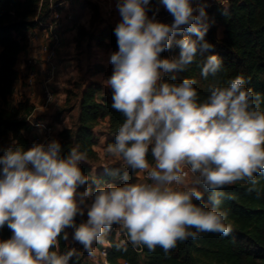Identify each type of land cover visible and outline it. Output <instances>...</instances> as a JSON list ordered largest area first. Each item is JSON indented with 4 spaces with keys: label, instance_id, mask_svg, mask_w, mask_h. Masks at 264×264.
<instances>
[{
    "label": "clouds",
    "instance_id": "1",
    "mask_svg": "<svg viewBox=\"0 0 264 264\" xmlns=\"http://www.w3.org/2000/svg\"><path fill=\"white\" fill-rule=\"evenodd\" d=\"M156 3V12L163 6L172 23L148 15L152 0H117L118 51L103 81L111 90V107L124 117L106 152L146 180L129 182L127 171L106 168L125 182L100 185L80 167L86 153L77 145L62 155L57 139L27 149L0 145V229L11 233L0 239V264H69L76 250L59 251L68 229L72 241L94 256V245L105 244L113 226L127 237L115 244L117 250L129 244L149 252L159 247L168 256L200 234H231L221 205L233 197L224 188L242 182L249 192L258 191L264 175V96L247 87L242 75L211 85L204 100L195 79L166 80L167 73L186 71L214 45L205 39L207 0ZM185 31L191 35L183 36ZM174 44L179 58H162ZM222 66L219 56L207 55L201 76H215Z\"/></svg>",
    "mask_w": 264,
    "mask_h": 264
},
{
    "label": "trees",
    "instance_id": "2",
    "mask_svg": "<svg viewBox=\"0 0 264 264\" xmlns=\"http://www.w3.org/2000/svg\"><path fill=\"white\" fill-rule=\"evenodd\" d=\"M157 6L156 0H152V7ZM225 8L227 14L222 15ZM161 9L159 6V11ZM205 10L210 25L205 39L214 45L213 50L205 53L204 57L198 55L186 71L167 73L165 79L175 83L184 78L195 79L197 84L194 87L199 100H204L211 85L227 84L237 75H242L249 81L247 87L264 96V0H228L225 5L213 4ZM49 17L47 0H0V145L23 149L30 147L28 136L33 128L27 120L33 116L34 107L27 100L16 101L13 97V86L18 79L15 64L20 53L27 48L26 32L36 28L38 23L46 22ZM219 28L222 29L220 36L217 32ZM182 35L191 34L185 31ZM191 38L195 39V36ZM94 39L96 46L118 51L116 36L110 28L102 29ZM179 54L180 48L174 44L161 56L171 59L179 58ZM212 54L222 59L223 66L215 76L204 78L201 76L202 62ZM107 95L97 82L90 81L85 85L78 102L76 123L72 128L58 132L54 138L61 143L62 155H67L78 145L88 159L97 158L93 151V129L105 118H108L109 132L106 147L114 143L124 117L111 107V90ZM261 107L264 109V104ZM148 160L150 164L154 163L150 154ZM80 167L85 174L91 165L82 164ZM106 168L111 170L116 166L108 165L102 173L95 174L94 178L100 185L116 178L109 175ZM120 170L127 171L128 181L134 182L135 172L124 168ZM258 180V191L249 192L250 185L242 182L223 189L233 197L224 200L221 205V209L228 212L226 222L232 224L230 235L203 233L198 239L179 243L165 256L159 247L155 252H149L146 248H134L129 244L126 251L117 250L115 244L121 241L112 233L106 236L109 246L105 261L107 264H264V175ZM207 195L205 193V200ZM76 220L77 223L82 221L79 218ZM10 235L7 227L0 229V239H7ZM74 246L79 249L69 264H81L87 255L81 245L75 242L67 244L61 238L59 251L63 254Z\"/></svg>",
    "mask_w": 264,
    "mask_h": 264
},
{
    "label": "crops",
    "instance_id": "3",
    "mask_svg": "<svg viewBox=\"0 0 264 264\" xmlns=\"http://www.w3.org/2000/svg\"><path fill=\"white\" fill-rule=\"evenodd\" d=\"M87 1L91 4L87 5L82 0H74L63 8L64 14L72 13L71 10L75 9L74 14L80 19H75V23L62 21L60 29L61 46L57 51L62 63L52 81L55 98L48 109L44 110L41 108L42 98L38 87V81L44 68V55L39 53V46L46 35L44 29L36 27L26 32L28 39L27 48L20 53L15 64L18 79L12 91L14 99L16 101L27 100L34 107L32 116L35 118L34 122L52 124L56 134L63 129L72 128L76 123L79 113L78 102L80 94L87 83L90 81L97 82L106 95L110 92V89L104 85L103 81L112 74L113 66L110 63V56L113 51L111 48L96 46L94 38L104 28H110L114 31L112 24L121 20L117 8V0ZM161 7L164 9L163 6ZM110 11H113L111 16ZM155 18L156 20L161 19L160 16ZM221 31V28L217 30L218 36L221 35ZM29 58L35 59V65L30 69L25 64ZM95 61L102 65L104 76L100 77L96 74L89 77V75H85L87 69L91 68ZM30 72H33V77L30 76ZM32 128L28 136L30 141L34 137L42 136L40 127L35 126ZM108 133V118L100 121L93 129V138L95 140L93 151L98 161L85 173L90 177L94 178L96 173H102L103 168L108 165H115V161H120L124 166L123 161L118 158L113 157L115 161H111L112 156L106 152ZM124 169L127 168L124 166ZM103 245L105 246L106 243ZM88 262L99 264L101 260H99V255L96 258L87 254L81 264Z\"/></svg>",
    "mask_w": 264,
    "mask_h": 264
},
{
    "label": "built area",
    "instance_id": "4",
    "mask_svg": "<svg viewBox=\"0 0 264 264\" xmlns=\"http://www.w3.org/2000/svg\"><path fill=\"white\" fill-rule=\"evenodd\" d=\"M49 3L50 8V17L46 22L38 23L39 28H42L45 30V38L43 42L39 46V53L41 55H44V68L41 74V77L38 81V87L41 93V108L46 110L50 107L52 102L55 98V93L52 89V81L55 77V74L57 73V70L60 68L62 61L59 59L57 55V51L59 47L61 46V24L62 21H67L70 23L74 22V16L72 13H63V8L67 5H69L68 0H47ZM228 0H207V7L212 6L213 4H220L225 5ZM206 7V8H207ZM167 23L170 24L173 21V17L167 12L166 15ZM180 36L177 37L179 39ZM27 68H32L35 65V59L29 58L25 62ZM30 76L33 77V72H30ZM28 124L32 127L38 126L42 130V136L41 137H34L30 141V147L33 145V143H39V142H45L51 139L55 138V131L54 127L50 123H42V122H34L33 117L29 118L27 120ZM154 165V163L152 164ZM134 182H144L146 180V176L144 174H138L136 173L134 175ZM125 181L121 179V177L116 176L115 180L110 182L115 185H122ZM150 182V181H148ZM112 233H115L116 238H119L120 241H125L127 239L126 234L121 231V229L118 226H113V229L111 232L107 234L110 235ZM71 243H74L72 241ZM70 244V243H69ZM109 246L108 242H106L105 246H102L99 250V260L101 262L99 264H107L105 261L106 256V248ZM74 249L77 251L79 248L78 246H74ZM86 264H93L91 262H88ZM127 264V263H123Z\"/></svg>",
    "mask_w": 264,
    "mask_h": 264
},
{
    "label": "rangeland",
    "instance_id": "5",
    "mask_svg": "<svg viewBox=\"0 0 264 264\" xmlns=\"http://www.w3.org/2000/svg\"><path fill=\"white\" fill-rule=\"evenodd\" d=\"M69 2L70 1H74V0H68ZM82 2H84L85 4H87V5H90L91 3H89L87 0H82ZM72 11V14L74 15V23H75V19L76 20H78V19H80L77 15H75L74 14V12H75V9H73V10H71ZM112 13H113V11H110V16L112 15ZM153 13H155V17L156 16H160L161 17V19L160 20H158V21H160V22H162V23H167V20H166V17H165V15H166V13H167V11L165 10V9H161L160 11H158V12H156V7H152V11H150L149 13H148V15L151 17L152 15H153ZM100 18V20H102V18L101 17H99ZM119 21H115L113 24H112V27L113 28H115V26H116V24L118 23ZM72 59H74V58H72ZM98 61H95L94 63H93V65L91 66V68H89V69H87V71L85 72V75H89V77H92L93 75H96V74H98V76H100V77H102V76H104V73H103V67H102V65H100V64H98L97 63ZM58 112V111H57ZM111 161H115L114 159H113V157H111V159H110ZM97 161H98V158H95V159H93V160H91V159H86L85 161H82L81 163H80V165H91V167H92V165H94V164H96L97 163ZM114 166H116V168H124V166L122 165V163H120V161H115V165ZM77 218H79L80 220H86V214H85V216H83V217H80V216H78ZM68 232H69V239L67 240V241H65L67 244H71V242H72V239H71V233H72V230L71 229H68ZM102 246H104V245H101V244H96V245H94V247L96 248V253H95V255L94 256H91V257H96L97 258V256H98V253H99V250H100V248L102 247ZM87 256V255H86ZM86 256H84V257H86Z\"/></svg>",
    "mask_w": 264,
    "mask_h": 264
}]
</instances>
